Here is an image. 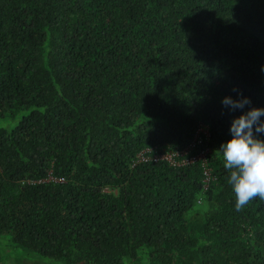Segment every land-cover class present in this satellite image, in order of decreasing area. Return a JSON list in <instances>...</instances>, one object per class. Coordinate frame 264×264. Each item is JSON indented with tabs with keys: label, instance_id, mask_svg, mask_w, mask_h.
Returning <instances> with one entry per match:
<instances>
[{
	"label": "trees",
	"instance_id": "1",
	"mask_svg": "<svg viewBox=\"0 0 264 264\" xmlns=\"http://www.w3.org/2000/svg\"><path fill=\"white\" fill-rule=\"evenodd\" d=\"M252 107L264 0H0V238L48 264H264V200L236 210L217 152ZM200 125L206 185L201 160L135 162Z\"/></svg>",
	"mask_w": 264,
	"mask_h": 264
},
{
	"label": "clouds",
	"instance_id": "2",
	"mask_svg": "<svg viewBox=\"0 0 264 264\" xmlns=\"http://www.w3.org/2000/svg\"><path fill=\"white\" fill-rule=\"evenodd\" d=\"M222 104L231 111L243 110L251 100L240 94L235 100L230 96L223 98ZM261 116H264V108L252 107L234 118L230 127L232 139L217 150L229 173L228 183L237 198V211L256 197L264 200V140L258 138L259 134H264Z\"/></svg>",
	"mask_w": 264,
	"mask_h": 264
},
{
	"label": "built area",
	"instance_id": "3",
	"mask_svg": "<svg viewBox=\"0 0 264 264\" xmlns=\"http://www.w3.org/2000/svg\"><path fill=\"white\" fill-rule=\"evenodd\" d=\"M203 137H208L207 128L205 126L200 125L193 139V142L184 151L171 152L169 150H161L159 148H146L137 154L135 162L140 163L146 161H165L172 165H184L187 163H193L196 160H201L204 183L206 185L210 179V173L204 161L205 155L209 152L208 149L201 150L200 153L195 157L185 158V156H187L191 150L201 144Z\"/></svg>",
	"mask_w": 264,
	"mask_h": 264
},
{
	"label": "rangeland",
	"instance_id": "4",
	"mask_svg": "<svg viewBox=\"0 0 264 264\" xmlns=\"http://www.w3.org/2000/svg\"><path fill=\"white\" fill-rule=\"evenodd\" d=\"M17 122V120L0 118V128L9 129ZM0 264H48V262L28 255L18 248H13L6 238H0Z\"/></svg>",
	"mask_w": 264,
	"mask_h": 264
}]
</instances>
